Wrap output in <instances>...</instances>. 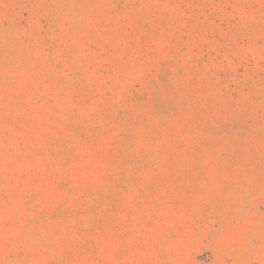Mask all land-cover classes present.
I'll return each mask as SVG.
<instances>
[{"label": "rangeland", "instance_id": "rangeland-1", "mask_svg": "<svg viewBox=\"0 0 264 264\" xmlns=\"http://www.w3.org/2000/svg\"><path fill=\"white\" fill-rule=\"evenodd\" d=\"M0 264H264V0H0Z\"/></svg>", "mask_w": 264, "mask_h": 264}]
</instances>
